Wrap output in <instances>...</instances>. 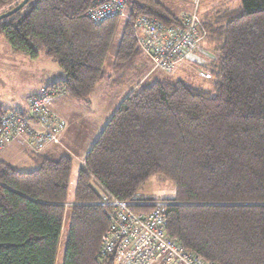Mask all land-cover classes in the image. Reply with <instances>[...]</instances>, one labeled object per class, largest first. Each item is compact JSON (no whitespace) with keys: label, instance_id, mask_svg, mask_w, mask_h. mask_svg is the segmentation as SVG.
<instances>
[{"label":"trees","instance_id":"16d2710c","mask_svg":"<svg viewBox=\"0 0 264 264\" xmlns=\"http://www.w3.org/2000/svg\"><path fill=\"white\" fill-rule=\"evenodd\" d=\"M21 1L0 0V9ZM102 1L30 0L0 21V38L13 54L57 63L64 79L46 92L87 102L120 20L86 18ZM139 17L165 27L180 18L156 0L131 4L108 78L112 87L131 83L143 58ZM200 18L213 57L203 68L212 92L139 79L90 146L72 200L67 156L26 151L35 165L28 172L0 160V264H55L67 208L62 264H113L100 254L105 210L89 203L103 196L147 201L139 195L153 178L174 188L172 199L160 201L169 203L168 239L206 262L264 264V0H217ZM6 112L0 108V117Z\"/></svg>","mask_w":264,"mask_h":264},{"label":"built area","instance_id":"2783aa9c","mask_svg":"<svg viewBox=\"0 0 264 264\" xmlns=\"http://www.w3.org/2000/svg\"><path fill=\"white\" fill-rule=\"evenodd\" d=\"M194 8L191 13L182 14L178 24L169 27L151 18H137L135 30L143 32L138 46L153 65L152 70L170 74L180 60L198 50L206 35L196 5ZM85 16L94 24L112 17H128L124 0L98 2ZM205 78H210L208 73ZM58 96L63 94L43 89L30 98L26 111L12 110L3 114L0 117V150L17 143L38 155L48 145L58 144L65 122L49 108L50 102ZM89 205L105 210L108 226L100 240V254L110 256L113 264H214L188 253L175 240L166 237L163 209L169 205L167 202L141 199L122 202L103 196L99 202ZM132 207H151L152 210L136 213Z\"/></svg>","mask_w":264,"mask_h":264},{"label":"rangeland","instance_id":"374dc122","mask_svg":"<svg viewBox=\"0 0 264 264\" xmlns=\"http://www.w3.org/2000/svg\"><path fill=\"white\" fill-rule=\"evenodd\" d=\"M134 1L136 0H126L127 16L129 15V7ZM195 5L197 14L201 20V13L198 10L199 3L197 2L194 6ZM8 9V6L1 8L0 15L5 14ZM201 12L203 13V11ZM125 23L126 20L124 19L118 21L115 36L104 61L100 81L90 95L88 101L74 102L66 97H57L51 101L52 103L50 102L51 104H56L62 117L58 114L57 116L63 121L65 120V129L67 127L65 138L67 142H60L61 146L59 148L62 152L61 154L70 158L73 163L69 180V200H72L71 196L75 187L76 175L80 168L79 161L83 158L80 155L85 149L92 145L98 133L104 128L106 122L111 117L115 108L131 91L132 85L137 84L139 79L138 82L142 83V85H150L157 79L169 84H175L181 81L193 88L212 92L210 79L205 78L207 74L206 71L203 72L193 67H189L188 69L187 67L188 70L182 68V72H176L175 66L172 73L165 74L158 69L152 70L153 65L146 57L141 58V61L138 63L137 71L133 74V81L131 83L121 87H112L108 78H111V65ZM202 42H204V40L200 42L198 48ZM205 45L206 44H204V46ZM210 52L209 50L208 54ZM143 60L144 63L142 66ZM60 74H62V72L56 62L47 60L43 57L37 60H30L28 57L13 54L8 44L0 38V108L2 110L27 109L29 98L32 96L31 93H36V91H38L39 84L56 81L59 79ZM194 80L196 82H194ZM63 102L64 106L62 108ZM11 165L17 169H22L21 164L18 162H11ZM139 196L143 199L155 201L169 200L174 196V188L168 182H161L153 178L146 183ZM65 211L63 231L57 248L55 264H62L68 238L70 210L67 208Z\"/></svg>","mask_w":264,"mask_h":264},{"label":"crops","instance_id":"0c3cea01","mask_svg":"<svg viewBox=\"0 0 264 264\" xmlns=\"http://www.w3.org/2000/svg\"><path fill=\"white\" fill-rule=\"evenodd\" d=\"M156 1L159 2L170 14L179 18L182 14L193 11L194 10V4H195L194 2H196L197 0H166V1L156 0ZM216 1L217 0H198L199 12L202 13L201 11H204L205 9H209L210 7H212L213 5L216 4ZM136 34H137L138 39L143 37V32L140 30H138L136 32ZM204 44H206V43L202 42V44L200 45V47L198 48V50L194 54H190L187 57H185L184 59L180 60L175 65L176 67L174 66L175 71L176 72H182V70H181L182 68L184 70H186L187 67H188V69H189V67H193L195 69H199V70L204 72L203 68L205 66H207L209 64V62L213 59L212 55L210 53L208 54L209 47L207 45L204 46ZM209 59H210V61H209ZM143 63H144V60L142 61V66H143ZM173 70H174V68H173ZM173 70H172V72H173ZM62 79H64L63 73L60 74L59 79H57L56 81H59ZM56 81H49L48 83L39 84L38 89H37L38 91H36V93L32 92L31 93L32 96L30 98L39 94L43 89L46 88L47 85H49L53 82H56ZM194 82H196V81L194 80ZM58 97L65 98V96H58ZM30 98H29V100H30ZM51 103L49 104L50 109L56 115L58 114L59 116L62 117L61 113L59 112V110L56 107V104L55 103L51 104ZM63 106H64V102H63L61 107L63 108ZM12 110L26 111L27 109H10V110H6V111H12ZM64 122H65V120H64ZM66 130H67V127H66L65 131L60 135L59 142L57 145H49L46 147V149H44V151L42 153L43 156H51V155L54 156V155H58V154L62 153L60 151L59 147L61 146L60 142H67L65 139L66 138ZM89 148L90 147L85 149L83 151V153L80 155L83 157L79 161L80 167L83 164V160H84L86 154L88 153ZM26 151L27 150L23 146H21L17 143L9 144V145L5 146L2 150H0V160L9 164L10 166H12L11 162H18L19 164H21L22 169H17L14 166H12V167L19 170V171H25V172L32 171L35 168V165L31 161V159L27 156Z\"/></svg>","mask_w":264,"mask_h":264},{"label":"water","instance_id":"95a60500","mask_svg":"<svg viewBox=\"0 0 264 264\" xmlns=\"http://www.w3.org/2000/svg\"><path fill=\"white\" fill-rule=\"evenodd\" d=\"M29 1L30 0H22L15 8L3 15H0V21L21 10Z\"/></svg>","mask_w":264,"mask_h":264}]
</instances>
